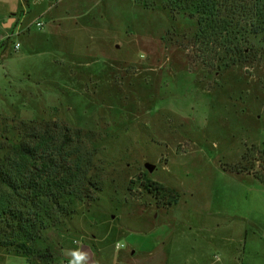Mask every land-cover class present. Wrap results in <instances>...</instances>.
Returning <instances> with one entry per match:
<instances>
[{
	"label": "rangeland",
	"instance_id": "rangeland-1",
	"mask_svg": "<svg viewBox=\"0 0 264 264\" xmlns=\"http://www.w3.org/2000/svg\"><path fill=\"white\" fill-rule=\"evenodd\" d=\"M62 3L75 21L51 34L32 16L0 63V142L22 120L82 129L101 190L36 249L54 264L86 243L102 264H143L153 248L156 264H264V184L237 172L264 145V61L217 73L191 62L196 22L160 0ZM0 264L45 263L0 246Z\"/></svg>",
	"mask_w": 264,
	"mask_h": 264
},
{
	"label": "trees",
	"instance_id": "trees-1",
	"mask_svg": "<svg viewBox=\"0 0 264 264\" xmlns=\"http://www.w3.org/2000/svg\"><path fill=\"white\" fill-rule=\"evenodd\" d=\"M160 1L171 14L196 22L187 41L191 62L202 59L217 73L264 61V0ZM13 127L17 141L0 142V246L34 263L54 264L55 258L35 245L44 229L55 228L78 203L101 190L92 175L98 147L89 133L57 121L22 120ZM249 156L243 155L247 165L237 172L264 184V145L257 157Z\"/></svg>",
	"mask_w": 264,
	"mask_h": 264
},
{
	"label": "crops",
	"instance_id": "crops-1",
	"mask_svg": "<svg viewBox=\"0 0 264 264\" xmlns=\"http://www.w3.org/2000/svg\"><path fill=\"white\" fill-rule=\"evenodd\" d=\"M59 1L55 2L56 5L54 6H45L42 0H0V63L10 56L9 45L13 42V39L21 36L25 37L26 31L29 32V19L32 16H37L46 22L48 29L52 31L51 34L59 30L65 20H76L73 16L74 11L67 9V6H63L62 2L64 0ZM72 5L75 7L74 1H72ZM17 43L13 44L14 51L21 48V46L18 49L16 48ZM2 80L3 78L0 75V92L3 90ZM86 244L82 248L71 250V261L74 264H102L98 262L99 257L92 251L91 247ZM156 250L157 248L142 251L145 257L143 264H156L154 258H152ZM146 254L150 258H147ZM117 261H114L113 264H119Z\"/></svg>",
	"mask_w": 264,
	"mask_h": 264
},
{
	"label": "built area",
	"instance_id": "built-area-1",
	"mask_svg": "<svg viewBox=\"0 0 264 264\" xmlns=\"http://www.w3.org/2000/svg\"><path fill=\"white\" fill-rule=\"evenodd\" d=\"M51 1L57 2L59 0H51ZM36 27L37 28H42L43 27V24L41 22H38V23H36ZM19 47H20V45L19 44H16V48L18 49ZM118 248H119V246L117 245L116 246V249L118 250ZM66 264H72V263H66Z\"/></svg>",
	"mask_w": 264,
	"mask_h": 264
},
{
	"label": "water",
	"instance_id": "water-1",
	"mask_svg": "<svg viewBox=\"0 0 264 264\" xmlns=\"http://www.w3.org/2000/svg\"><path fill=\"white\" fill-rule=\"evenodd\" d=\"M146 168L149 170V171H152L153 167L149 164L146 165Z\"/></svg>",
	"mask_w": 264,
	"mask_h": 264
}]
</instances>
